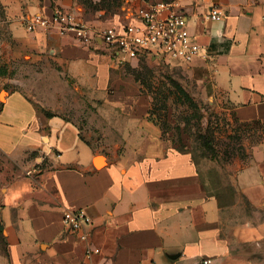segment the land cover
Listing matches in <instances>:
<instances>
[{
    "label": "crops",
    "instance_id": "obj_1",
    "mask_svg": "<svg viewBox=\"0 0 264 264\" xmlns=\"http://www.w3.org/2000/svg\"><path fill=\"white\" fill-rule=\"evenodd\" d=\"M0 1L13 40L9 57L34 68L36 76L47 70L81 86L89 102L102 101L105 119L123 121L121 141L137 143L95 150L81 137L78 121L63 113V98L40 107L21 88H6L0 150L19 168L33 169L8 180L0 175L6 264H263L236 253L239 239L255 227L245 218L233 229L230 216L240 199L220 202L202 187L191 154L157 141L146 118L147 95L112 78L115 54L98 36L82 42L71 33L25 28L30 14L57 8L96 28L121 25L138 8L161 0ZM164 1L184 15L191 40L201 46L191 61L203 70L204 87L231 111L233 125L248 129L246 155L233 161L234 182L253 212L264 210V0ZM213 6L222 12L219 20L209 16ZM65 208H82L91 217L84 238L63 224ZM93 246L99 252L89 259L85 250Z\"/></svg>",
    "mask_w": 264,
    "mask_h": 264
},
{
    "label": "rangeland",
    "instance_id": "obj_2",
    "mask_svg": "<svg viewBox=\"0 0 264 264\" xmlns=\"http://www.w3.org/2000/svg\"><path fill=\"white\" fill-rule=\"evenodd\" d=\"M12 43L9 20L4 4L0 1V64L6 70V74L1 76L6 79L5 89H1V93L5 95L6 88H21L37 100L40 107L47 100L63 98V113L78 121L81 137L95 150L107 152L128 144L136 146L135 142L121 141L120 130L123 127L119 122L121 124L123 121L119 118L105 119L101 100L89 102L81 86L77 87L66 79L53 78L47 70L42 72L45 77L36 76L34 68L9 57ZM39 69L42 71L41 67ZM202 73L200 66L191 60L152 58L149 55L120 60L115 54L114 65L111 67L112 78H118L119 85L135 86L139 92L147 95L149 108L146 118L153 124L157 141L191 154L200 171L202 187L220 202L240 199L242 204L233 207L230 216L233 229L246 219H253L255 227L249 230L250 237L239 239L236 253L245 254L249 259L264 264V210L255 209L253 212V208L243 202L234 182L237 164L233 161L241 163L246 155V147L250 143L246 134L248 129H239L233 125L231 111L225 104L217 102L204 87ZM55 93H59V96ZM259 131L264 133V128H259ZM262 132L258 134L253 131L251 134L261 136ZM39 162L40 159L34 162L35 170L39 168ZM21 170L22 174L33 173V169L19 168L0 150V172H6L0 175L8 180L16 173H21ZM1 178L0 205L5 190ZM4 234L0 218V264L7 263Z\"/></svg>",
    "mask_w": 264,
    "mask_h": 264
},
{
    "label": "built area",
    "instance_id": "obj_3",
    "mask_svg": "<svg viewBox=\"0 0 264 264\" xmlns=\"http://www.w3.org/2000/svg\"><path fill=\"white\" fill-rule=\"evenodd\" d=\"M212 19L219 20L222 12L217 6L209 11ZM25 28L54 30L59 34L71 33L79 41L88 42L98 36L120 60L136 59L142 54L164 59L192 60L200 55L201 46L191 40L184 15L170 1H155L137 9L134 19L121 25L93 27L69 11L54 9L49 15L40 11L30 14ZM62 222L77 230L84 238L93 225L91 217L82 209L65 208ZM99 247H87L85 255L90 259ZM209 259H203L207 264ZM88 264H100L90 260Z\"/></svg>",
    "mask_w": 264,
    "mask_h": 264
},
{
    "label": "bare ground",
    "instance_id": "obj_4",
    "mask_svg": "<svg viewBox=\"0 0 264 264\" xmlns=\"http://www.w3.org/2000/svg\"><path fill=\"white\" fill-rule=\"evenodd\" d=\"M3 93H0V97L3 98ZM103 158L101 156H98L95 158V164L99 165L102 162Z\"/></svg>",
    "mask_w": 264,
    "mask_h": 264
},
{
    "label": "trees",
    "instance_id": "obj_5",
    "mask_svg": "<svg viewBox=\"0 0 264 264\" xmlns=\"http://www.w3.org/2000/svg\"><path fill=\"white\" fill-rule=\"evenodd\" d=\"M142 55H148V54H142ZM150 56V55H149ZM151 57V56H150ZM1 74H6V70H5V67L2 65V64H0V75Z\"/></svg>",
    "mask_w": 264,
    "mask_h": 264
}]
</instances>
